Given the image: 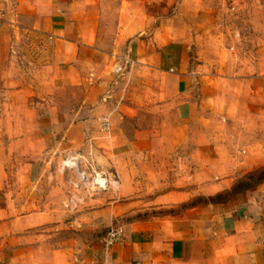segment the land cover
Returning a JSON list of instances; mask_svg holds the SVG:
<instances>
[{
  "label": "crops",
  "instance_id": "1",
  "mask_svg": "<svg viewBox=\"0 0 264 264\" xmlns=\"http://www.w3.org/2000/svg\"><path fill=\"white\" fill-rule=\"evenodd\" d=\"M212 3L0 0V264H264V41L209 53ZM68 152L118 181L78 214Z\"/></svg>",
  "mask_w": 264,
  "mask_h": 264
},
{
  "label": "rangeland",
  "instance_id": "2",
  "mask_svg": "<svg viewBox=\"0 0 264 264\" xmlns=\"http://www.w3.org/2000/svg\"><path fill=\"white\" fill-rule=\"evenodd\" d=\"M212 6L216 10L214 22L212 23L216 26V32H213L211 37L206 40L208 52L214 51L211 43L216 44L219 42L221 47L234 48V51L232 50L234 58L238 59L244 56L251 59L258 58L259 43L264 41V0H214ZM176 160L173 169L183 171L185 169L184 164L178 159ZM158 165L159 169H162L163 163L159 162ZM61 166L62 163L56 169H60ZM186 166V171L194 169L192 164L186 163ZM222 198H226V196L219 198V200H222ZM200 202L205 204L207 200L203 198ZM180 212H182L181 209L140 211L145 216L149 214L155 217H167ZM134 218L135 216L125 217L122 219L121 224L130 222ZM119 225L116 223L115 226ZM74 234H62L59 237V244L62 242L67 243V239L70 237L76 238Z\"/></svg>",
  "mask_w": 264,
  "mask_h": 264
},
{
  "label": "built area",
  "instance_id": "3",
  "mask_svg": "<svg viewBox=\"0 0 264 264\" xmlns=\"http://www.w3.org/2000/svg\"><path fill=\"white\" fill-rule=\"evenodd\" d=\"M117 74L122 73L116 68ZM109 122H102V130L108 131ZM60 173L64 177L67 191L66 207L71 214H78L86 205L88 199L109 193L118 185L115 177L107 171L89 164L77 152H68L62 162ZM123 241L121 228H112L104 242L108 247Z\"/></svg>",
  "mask_w": 264,
  "mask_h": 264
}]
</instances>
